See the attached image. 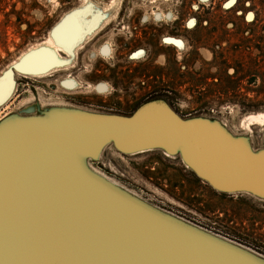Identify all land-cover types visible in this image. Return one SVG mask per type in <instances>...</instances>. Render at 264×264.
Wrapping results in <instances>:
<instances>
[{
  "label": "rangeland",
  "instance_id": "1",
  "mask_svg": "<svg viewBox=\"0 0 264 264\" xmlns=\"http://www.w3.org/2000/svg\"><path fill=\"white\" fill-rule=\"evenodd\" d=\"M67 26L76 47L44 58ZM46 65L48 75H25ZM151 101L264 150V0H0V122L52 109L130 117ZM97 160L86 163L146 204L264 259V200L217 192L159 150L123 155L109 144Z\"/></svg>",
  "mask_w": 264,
  "mask_h": 264
},
{
  "label": "water",
  "instance_id": "2",
  "mask_svg": "<svg viewBox=\"0 0 264 264\" xmlns=\"http://www.w3.org/2000/svg\"><path fill=\"white\" fill-rule=\"evenodd\" d=\"M109 144L123 155L179 156L217 192L264 200V150L162 101L130 117L11 116L0 122V264H264L92 174L86 160Z\"/></svg>",
  "mask_w": 264,
  "mask_h": 264
},
{
  "label": "bare ground",
  "instance_id": "3",
  "mask_svg": "<svg viewBox=\"0 0 264 264\" xmlns=\"http://www.w3.org/2000/svg\"><path fill=\"white\" fill-rule=\"evenodd\" d=\"M113 5V4H112ZM114 6V5H113ZM110 7H112V6H110ZM80 9V8H79ZM114 9V8H113ZM112 9V10H113ZM82 10V9H81ZM99 10V9H98ZM97 10V11H98ZM108 10V9H107ZM107 10H105V11H107ZM104 11V10H103ZM103 11H101L102 13H103ZM104 11V12H105ZM74 12V11H73ZM106 13V12H105ZM72 14V13H71ZM94 9H93V7H86L85 8V14L83 15V17L80 19V20H82V23H84V25L87 27L88 25H91L90 24V21H89V19L91 18V17H93L94 15ZM99 15H100V12L98 13ZM97 14V15H98ZM107 14H109V13H107ZM106 15V14H105ZM163 15V14H162ZM162 15H161V17H162ZM72 17V16H71ZM109 17V16H108ZM164 17V16H163ZM70 18V17H69ZM68 19V18H67ZM96 19H98V18H96ZM101 19V17L98 19V20H100ZM98 20H96V21H98ZM110 20V18H108V20L107 21H109ZM93 21V20H92ZM104 21V20H103ZM107 21H106V23H107ZM99 22V21H98ZM97 22V23H98ZM101 22V21H100ZM105 23V22H104ZM105 23V24H106ZM68 24V23H67ZM79 24V23H78ZM96 24V23H95ZM102 24V23H101ZM105 24H104V26H105ZM65 25V24H64ZM76 26V25H75ZM68 27V26H67ZM64 28V29H62L61 27L58 29V30H56L55 31V33L52 35V38L50 39V40H48V42L47 43H45L46 44V46L44 47V45L42 46V47H44V48H42V50H40V54L44 57V58H47V59H49V58H54V60L58 57V51H61L62 52V54L64 53L62 50H64V51H66V52H68L70 49H72L75 45H76V43H78V41H77V39H78V34H77V32H76V29H75V32H74V30H71V29H69V27L68 28ZM81 27V26H80ZM84 27V26H83ZM98 28H99V26H98ZM97 28V29H98ZM89 29V28H88ZM90 30V29H89ZM88 30V31H89ZM98 30H101V29H98ZM86 31V30H85ZM82 32V31H81ZM90 32V31H89ZM93 32V31H92ZM91 32V33H92ZM98 31L96 30V33H97ZM83 33H85V32H83ZM82 35V34H81ZM91 36V35H90ZM90 36H88V37H90ZM94 36V35H93ZM91 38V37H90ZM80 41H82V40H80ZM170 41V40H169ZM172 41H174L173 39H172ZM176 42V44L178 45H181V43L180 42H178V41H175ZM78 45V44H77ZM76 47V46H75ZM39 48H41V47H39ZM36 49V48H35ZM61 49V50H60ZM183 49V48H182ZM36 51V50H35ZM60 52V53H61ZM112 52V51H111ZM29 53V52H28ZM33 53V50L31 51V58H32V56H34L33 58H35V56L37 57V53L39 54V50H38V52H35L34 54H32ZM77 53V52H76ZM205 55H206V53L207 52H203ZM137 54L138 53H136V55L135 56H137ZM60 56V55H59ZM68 56V55H67ZM134 55H133V58L135 57ZM73 57V56H72ZM208 57H209V54H208ZM208 57H206V58H208ZM26 58V57H25ZM24 58V59H25ZM30 58V59H31ZM22 59H23V56H22ZM45 60V59H44ZM20 61H22V60H20ZM25 61V60H24ZM24 61H23V63H24ZM47 61V60H46ZM56 61V60H55ZM57 62V61H56ZM51 62H49V64H50ZM52 63H53V61H52ZM51 63V65L53 66V64ZM21 64V63H20ZM47 65H48V63H47ZM46 65V67L45 68H43L42 70H38V71H33V70H29V69H24V71H26L25 72V75H26V73H28V74H30L31 76L32 75H34V76H44V74H46L47 72H48V70H49V68H50V65L49 66H47ZM55 65V64H54ZM21 66V65H20ZM22 67V66H21ZM27 67V66H26ZM54 67V66H53ZM55 68V67H54ZM59 68V67H58ZM57 68V69H58ZM33 69V68H32ZM51 70H53V68L51 67ZM59 70V69H58ZM21 72H23L22 70H21ZM27 74V75H28ZM49 73H47V75H48ZM68 84V83H67ZM71 86V85H70ZM73 86V85H72ZM71 86V87H72ZM67 87V86H66ZM36 116H38V115H33V114H29V115H20L19 117H23V118H28V117H36ZM262 116L263 115H259V116H252V117H250V121H251V123L250 124H252V122H259L260 123V120H261V118H262ZM249 119V118H248ZM261 122H262V125H263V121L261 120ZM247 123H248V121H247ZM249 124V123H248ZM254 125V124H253ZM139 154V153H138ZM86 168L92 173V174H94V175H96V176H98L99 178H101V179H103V180H105L106 182H108V183H110L112 186H114V187H116V188H119V189H121L122 191H124L125 193H127V194H129L130 196H132L133 198H136V199H138V200H140L136 195H134V194H131L130 192H128V191H126L125 189H123L122 187H120L114 180H112V179H110V178H108L107 176H105L103 173H101L100 171H98V170H96V169H94L93 168V166H91V165H89L88 163H86ZM140 201H142V200H140ZM143 202V201H142ZM145 203V202H144ZM164 213V212H163ZM166 214V213H165ZM169 216H171V217H173V218H175V219H177L175 216H172V215H170V214H168ZM177 220H179V219H177ZM181 222H183V223H185L184 221H182V220H180ZM185 224H187V225H189V226H192V227H194V228H197L198 230H201V231H203V232H206V231H204V230H202V229H200V228H198V227H195V226H193V225H191V224H188V223H185ZM206 233H208V232H206ZM208 234H210V235H212V236H215V237H217V238H219V239H221V240H223V241H225V242H228V243H230V244H232V245H234V246H236V247H239V248H241L240 246H238L237 244H235V243H233L232 241H230V240H227V239H224V238H222V237H219V236H216V235H213V234H211V233H208ZM241 249H243V250H245V251H247L248 253H250V254H252V255H257V254H255L254 252H252V251H250V250H247V249H244V248H241ZM257 256H259V257H261L260 255H257Z\"/></svg>",
  "mask_w": 264,
  "mask_h": 264
},
{
  "label": "snow or ice",
  "instance_id": "4",
  "mask_svg": "<svg viewBox=\"0 0 264 264\" xmlns=\"http://www.w3.org/2000/svg\"><path fill=\"white\" fill-rule=\"evenodd\" d=\"M232 2L234 3L235 2V0H232ZM227 6H230V5H226V7ZM166 43H170V44H172V43H176L175 41H166ZM178 47H182V45H177Z\"/></svg>",
  "mask_w": 264,
  "mask_h": 264
},
{
  "label": "flooded vegetation",
  "instance_id": "5",
  "mask_svg": "<svg viewBox=\"0 0 264 264\" xmlns=\"http://www.w3.org/2000/svg\"><path fill=\"white\" fill-rule=\"evenodd\" d=\"M167 17H168V18H166V19H169V15H167ZM155 18H156V17H155Z\"/></svg>",
  "mask_w": 264,
  "mask_h": 264
},
{
  "label": "trees",
  "instance_id": "6",
  "mask_svg": "<svg viewBox=\"0 0 264 264\" xmlns=\"http://www.w3.org/2000/svg\"><path fill=\"white\" fill-rule=\"evenodd\" d=\"M196 179L198 180V181H201L200 179H198L197 177H196Z\"/></svg>",
  "mask_w": 264,
  "mask_h": 264
},
{
  "label": "crops",
  "instance_id": "7",
  "mask_svg": "<svg viewBox=\"0 0 264 264\" xmlns=\"http://www.w3.org/2000/svg\"><path fill=\"white\" fill-rule=\"evenodd\" d=\"M203 182V181H202Z\"/></svg>",
  "mask_w": 264,
  "mask_h": 264
}]
</instances>
